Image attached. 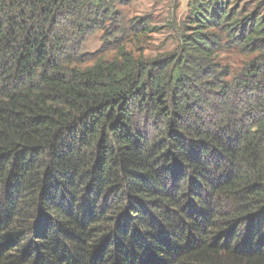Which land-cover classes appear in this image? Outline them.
I'll use <instances>...</instances> for the list:
<instances>
[{
    "label": "trees",
    "instance_id": "16d2710c",
    "mask_svg": "<svg viewBox=\"0 0 264 264\" xmlns=\"http://www.w3.org/2000/svg\"><path fill=\"white\" fill-rule=\"evenodd\" d=\"M227 2L147 59L123 0H0V264H264V2Z\"/></svg>",
    "mask_w": 264,
    "mask_h": 264
},
{
    "label": "rangeland",
    "instance_id": "374dc122",
    "mask_svg": "<svg viewBox=\"0 0 264 264\" xmlns=\"http://www.w3.org/2000/svg\"><path fill=\"white\" fill-rule=\"evenodd\" d=\"M197 0H123L122 4L115 5L120 13V20L127 29L132 19L145 18L151 32L135 37L129 31L125 41L130 42L128 48L135 54H142L151 59L165 52L172 51L177 45L178 30L189 15L188 4ZM237 11L252 9L264 0H227ZM113 46L105 43L101 30H96L84 38L79 50L80 59L85 63L80 67L89 66L98 59H110L113 55ZM220 60L228 65L233 72L240 70L246 60L236 52L220 53Z\"/></svg>",
    "mask_w": 264,
    "mask_h": 264
}]
</instances>
